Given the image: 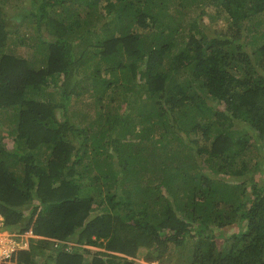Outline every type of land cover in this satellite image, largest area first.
<instances>
[{"label": "trees", "instance_id": "obj_1", "mask_svg": "<svg viewBox=\"0 0 264 264\" xmlns=\"http://www.w3.org/2000/svg\"><path fill=\"white\" fill-rule=\"evenodd\" d=\"M10 1L0 211L34 235L11 264H264V174L227 178L264 146V0H16L9 30Z\"/></svg>", "mask_w": 264, "mask_h": 264}, {"label": "rangeland", "instance_id": "obj_2", "mask_svg": "<svg viewBox=\"0 0 264 264\" xmlns=\"http://www.w3.org/2000/svg\"><path fill=\"white\" fill-rule=\"evenodd\" d=\"M15 2H17V1L11 0L9 2L10 4L5 6V11L7 14L6 15V17H7L6 23H7V28L9 30L14 29L15 26L17 25L13 19V16H15V13L18 11V9L16 7L18 3H15ZM100 9H105V5H104V8L100 7ZM208 10H209L208 13L203 15V21L209 30H211V31H213V30L214 31L215 30L216 31L226 30V28L229 27V25H228V23H229L228 14H225V16H221V18H219V16L217 15L218 12L216 11L215 6H210V8ZM194 13H196V12H194ZM261 28L264 29V23L261 25ZM26 31H28V28L27 29L21 28L17 33H14V34L11 33V36H10L11 38L9 39L8 45L4 50L7 52H10V53L17 54V55L22 56V57H29L30 53L34 52V46L28 45V43L22 44V43L17 41L18 36H22L23 33L25 34ZM32 34L35 35L34 30H33ZM34 42H35V39L33 41H31V43H34ZM210 102L217 105L218 107H221V108L224 107L223 103H218L217 101H215L213 99L210 100ZM122 105L126 106V103H122ZM0 130L5 131L6 129H5V127L0 125ZM0 134H4V133L0 132ZM182 135L184 136L185 139H188V137L185 134H182ZM198 135L201 137L202 143L206 141V144L210 145V143L207 140L203 139L201 132ZM6 141H7V144L9 147L13 146V140L6 137ZM187 141H189V140H187ZM248 159H249L248 160L249 165H251V167H253V168H251L252 172H250L251 174L249 176L245 175L246 177L243 176L244 178H241V177L236 178V177H232V176H227V178L230 181L244 182V184L246 186L245 190L247 191V193L250 194L251 193V180H249V179L252 177L254 182L260 184V183H262V176L264 174V146L260 142L256 143L253 140V143H252V145L248 151ZM2 225H3V223L0 224V231L1 230L7 231V229H5ZM238 229H239V226L233 225V226H225V227H222L218 230L224 231L226 233H231V232L236 231ZM93 248L95 249V248H100V247L93 246ZM136 257L141 258V259L144 258L142 255H138ZM135 260H136V258H135ZM0 264H10V261H0Z\"/></svg>", "mask_w": 264, "mask_h": 264}, {"label": "built area", "instance_id": "obj_3", "mask_svg": "<svg viewBox=\"0 0 264 264\" xmlns=\"http://www.w3.org/2000/svg\"><path fill=\"white\" fill-rule=\"evenodd\" d=\"M5 223V216L0 211V224ZM2 225V226H3ZM5 231V232H4ZM0 231V261L10 260L12 253L19 249L29 246V237L34 236L32 231H25L22 234L12 230ZM22 236L21 238L18 236ZM138 264H169L159 260H139Z\"/></svg>", "mask_w": 264, "mask_h": 264}, {"label": "clouds", "instance_id": "obj_4", "mask_svg": "<svg viewBox=\"0 0 264 264\" xmlns=\"http://www.w3.org/2000/svg\"><path fill=\"white\" fill-rule=\"evenodd\" d=\"M29 245H30V241H29ZM24 248H27V247H24ZM19 249H22V248H19ZM18 250V249H17ZM17 250H15L14 252H16ZM14 252L12 253V255H11V257H10V260H7V261H10V264H11V258H12V256H13V254H14ZM136 258V263L135 264H138L139 263V260H141V258H137V257H135ZM134 258V259H135ZM142 259H145V258H142ZM145 260H150V259H145ZM155 260H157V259H155Z\"/></svg>", "mask_w": 264, "mask_h": 264}]
</instances>
